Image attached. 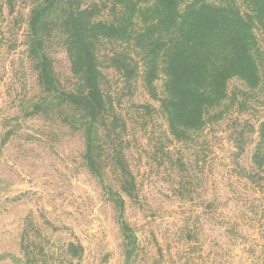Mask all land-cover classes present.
<instances>
[{"label":"rangeland","instance_id":"rangeland-1","mask_svg":"<svg viewBox=\"0 0 264 264\" xmlns=\"http://www.w3.org/2000/svg\"><path fill=\"white\" fill-rule=\"evenodd\" d=\"M117 1L0 0V264H32L29 254L33 264H264V190L246 175L264 122V0H181L248 16L261 77L255 89L230 79L218 119L183 142L170 133L168 77L138 37L140 13L127 37L95 31L104 115L92 124L61 94L86 92L68 7L117 25ZM50 2L39 49L32 11ZM42 54L56 89L41 81Z\"/></svg>","mask_w":264,"mask_h":264},{"label":"trees","instance_id":"trees-1","mask_svg":"<svg viewBox=\"0 0 264 264\" xmlns=\"http://www.w3.org/2000/svg\"><path fill=\"white\" fill-rule=\"evenodd\" d=\"M140 1H117L120 14L117 25L91 22L90 8L68 7L64 25L70 51L74 54V69L83 71L86 92L80 96L61 94L72 105L84 109L92 124L104 115L106 102L95 50L99 34L95 31L127 37L134 15L140 13L145 28L138 37L148 38L153 56L162 59L168 77V97L162 107L167 114L170 133L183 142L190 132H202L207 124L218 119L219 115L213 116L212 112L228 98L230 79L238 77L252 89L261 84L253 22L234 7L195 1L182 8L181 0H154L151 7L143 10ZM52 4L32 11L30 27L36 39L35 47L39 49L44 42L38 34ZM41 59V81L46 89H56L51 63L44 54ZM155 74L156 68L152 66L146 77L149 83ZM258 140L252 156V172L246 175L250 182L264 190V122L260 125ZM244 149L241 148L240 153ZM257 224L264 232V223L260 220ZM27 257L33 264L35 258L30 254Z\"/></svg>","mask_w":264,"mask_h":264}]
</instances>
